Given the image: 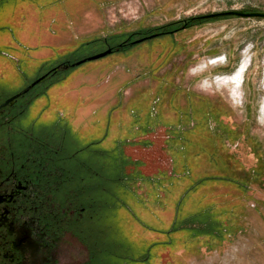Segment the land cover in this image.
<instances>
[{
	"label": "rangeland",
	"instance_id": "374dc122",
	"mask_svg": "<svg viewBox=\"0 0 264 264\" xmlns=\"http://www.w3.org/2000/svg\"><path fill=\"white\" fill-rule=\"evenodd\" d=\"M7 1L13 9L8 14L19 8L23 33L34 30L35 12L39 19L43 12L42 18L54 22L40 28L39 33L43 35L42 48L48 39L55 42V54L48 58L47 53L39 52L37 63L24 77L23 87L65 63L75 64L114 50L100 60L62 70L52 81L56 90L49 95L46 111H35L39 117L51 110L49 118L54 120L64 115L63 121L70 126L76 142L69 143V153L81 148V159L90 162L92 168H100L103 163V171H97L100 177L91 176L87 170V183L96 186L92 191L98 197V210L109 211L101 219L97 214V220H91L86 228L85 244L92 261L103 255V260L113 264L125 260L130 264H264V19L203 18L229 11L264 13V0ZM64 11L68 19L60 23ZM178 22L163 33L148 36L155 38L132 44L148 38L135 37L134 33ZM22 42L24 46L31 44L25 33ZM47 50L50 53L51 47ZM52 82L39 84L36 91L41 92ZM101 85L104 88H99ZM83 96L91 102H111L83 107ZM59 98L62 103L73 101V106L56 104ZM206 117L211 122L204 121ZM206 125L219 143H212ZM160 127L183 138L190 135L192 142L211 152L207 174L215 179L210 175L206 181L210 183L199 188L198 197L209 198L199 201L196 209L202 208L214 218L202 220L199 216L195 221L200 228L209 230V236L202 232L198 238L185 235L174 240L171 247L151 242L149 254L121 252L120 248L111 252V241L117 245L126 243L129 249L147 245V233L142 229V236L146 234L143 240L133 231L129 237L118 222L115 226L108 220L111 210L124 206L134 188L125 178L124 185L117 186L118 173L110 171L114 159L112 162V157L95 156L97 145L107 133L120 141L134 134L135 146L126 148L128 164L133 165L129 168L136 165L142 170L155 154L145 152L144 137ZM93 134L102 135L96 140L90 137ZM157 143L155 150L159 151L163 145L161 141ZM220 148L231 149L234 158L227 157ZM111 190L116 194L108 197ZM212 206L215 210L211 212ZM221 211L224 213L219 215ZM165 237L160 235L162 240Z\"/></svg>",
	"mask_w": 264,
	"mask_h": 264
},
{
	"label": "flooded vegetation",
	"instance_id": "af4514ba",
	"mask_svg": "<svg viewBox=\"0 0 264 264\" xmlns=\"http://www.w3.org/2000/svg\"><path fill=\"white\" fill-rule=\"evenodd\" d=\"M9 3L0 0V264H94L85 234L88 223L97 220L98 197L92 191L95 184L87 183L83 150L75 147L69 153V143L76 142L64 115L54 120L50 110L35 116V111H46L49 95L56 90L52 81L62 70L48 73L43 83H52L41 92L37 85L19 96L33 84L23 87L32 66L23 61L22 39L24 33L26 41L37 37L33 29L23 33L20 10L8 14L13 10ZM59 100L56 104L73 106L71 100ZM94 171L90 174L96 177ZM115 194L111 190L108 197ZM109 219L131 237L133 226L124 211L111 210Z\"/></svg>",
	"mask_w": 264,
	"mask_h": 264
},
{
	"label": "crops",
	"instance_id": "0c3cea01",
	"mask_svg": "<svg viewBox=\"0 0 264 264\" xmlns=\"http://www.w3.org/2000/svg\"><path fill=\"white\" fill-rule=\"evenodd\" d=\"M64 14L65 11L61 14L60 23L65 21L64 18L68 19ZM43 15L44 13L42 12L41 18ZM33 21H35V31L33 32L35 35L32 36L37 37L36 41L34 42V45H32V41H27L31 42V44L27 43V46L22 44L23 61H29V66L33 65L34 62L37 63V60L35 61V59L39 57L38 54L42 48V46H40V40L43 35H40L39 29L47 28V26L43 24L44 22L42 19H39V15L38 17L35 16ZM51 23L53 24L54 22L52 21ZM51 23H49V25H51ZM45 37H47V35H45ZM49 47H51L50 53L49 50H47ZM54 47V41L51 42L50 39H48L44 42L43 48H46L44 53H47L48 58L49 55L51 56L54 53ZM108 84L110 83L108 82ZM93 88L95 89L94 86ZM99 88L102 89L104 87L101 85ZM85 98L86 97L83 96L82 101L86 103L83 107H92V105L101 106L103 105L102 102L104 104H110L111 102L110 100H96L95 102H91V100ZM94 116L96 117V115ZM203 119L204 121L211 122V119L207 117ZM98 123L100 124L101 122ZM206 130V134L212 140V143H219L215 138L214 132L209 130L208 125H206ZM93 136L95 135L93 134L90 137ZM97 136L99 135L95 136L96 140L100 138ZM108 136L109 134L107 133V136L101 137L96 148L95 156H98L101 159L103 157H112L111 161L114 159V163H112L110 171L118 173L117 177H115L118 184L117 186L120 187L121 185H124L122 179L125 178L128 179L126 180V183H128L129 186L132 184L130 188L135 189H130L128 195V198L130 199L125 203L126 205L120 201V203L124 204L122 207L125 209L117 207L116 211H124L126 218L132 223L130 225L133 226L131 230L134 234L138 233L139 236L137 237L142 238V240L146 237V234L144 237L142 236V229H144V232L147 233V239H145V242L147 245L150 242L148 248L147 245H138L139 247L129 249L128 246L130 245H127L126 243H118L117 245L111 241L109 246H112L110 249L111 252L114 248H120L122 249L120 250L121 252L125 251L128 253L132 250L134 252L149 254V249L153 246H151V242L159 245L164 243V247H171V245L174 244L173 242H175L174 240L182 239L181 237L185 235H187L188 238H198V236L201 235L199 233L202 232L205 237L209 236V230L207 228H200L195 221L199 220V216H201L200 218L202 220L208 219L212 221V218H214L212 213L210 214L208 211L203 212L204 209L202 208L200 211L196 209V205L199 201H205V199L209 198V196H204L203 198L198 197V190L200 187L207 186L210 181H206L211 179L209 178L210 175V177L213 176L212 174H207V170L209 169L207 168V165L211 161L209 160L211 152L202 150L197 142H192L190 140V135L183 138L179 133H167L162 131L160 127V129H157L156 131L154 130L153 134H149L146 139L144 137L143 145L144 148H146L145 152H154L155 154L152 160L149 158L148 162L144 164L145 169L143 168L141 170L138 169V166L136 165L129 168L130 164H128L127 157L129 156V152L126 148L130 145L132 147L135 146L137 140L135 139L134 134H128L127 138L121 141L113 136ZM157 141H161L163 145L159 151L155 150L158 145ZM220 150L226 153L227 157H230V159L234 158L231 149L220 148ZM132 151H134V149L131 150V152ZM132 153L134 154V152ZM132 157H134V155H132ZM133 161L134 160H129V163L135 164ZM85 165L88 171H91V169L95 170V172L100 170L103 171V163H100V168L97 169L92 168L90 162H85ZM125 165L127 166L126 169L124 168ZM99 175L100 174L96 175V177ZM212 179H215V176H213ZM202 183L204 185H202ZM120 197L121 196H118V198ZM100 207L102 208V203H100ZM210 210L212 212L215 208L212 206V209ZM97 213L100 219L103 218V208L102 210H98ZM222 213L224 212L221 211L219 215ZM161 234L166 236L164 240L160 238ZM158 235L159 238L157 237ZM163 246L162 248H164ZM145 255L146 254H143V256ZM103 257V255L98 256L97 261H95L94 264H113L106 259H104V261ZM123 259L125 260L124 257ZM120 264L130 263L125 260Z\"/></svg>",
	"mask_w": 264,
	"mask_h": 264
},
{
	"label": "water",
	"instance_id": "95a60500",
	"mask_svg": "<svg viewBox=\"0 0 264 264\" xmlns=\"http://www.w3.org/2000/svg\"><path fill=\"white\" fill-rule=\"evenodd\" d=\"M225 16H236V17H240V18H258V19H264V13H260V12H250V13H247V12H244V11H229V12H226V13L211 14V15L205 16L203 18L204 19H214V18L225 17ZM152 38H155V36L134 41L132 44H139V43H142V42H144V41H146L148 39H152ZM113 52H114L113 49H109V50L105 51L104 53L98 54V55H96V56H94L92 58H89V59H85V60L79 61V62H77L75 64H72V65L66 64V65L60 66V67L54 69L53 73H58L61 70H68L70 67L80 66V65H82L84 63H87V62H92V61L100 60L102 58H105L106 56L111 55ZM50 74L45 75V76L41 77L40 79H38L37 81H35L28 88V90H26L24 93L20 94L19 96L24 95L25 93H27L28 91H30L31 89H33L35 86L43 83L46 80V78L50 76Z\"/></svg>",
	"mask_w": 264,
	"mask_h": 264
},
{
	"label": "trees",
	"instance_id": "16d2710c",
	"mask_svg": "<svg viewBox=\"0 0 264 264\" xmlns=\"http://www.w3.org/2000/svg\"><path fill=\"white\" fill-rule=\"evenodd\" d=\"M177 24H179V22L178 23H174V24H172V25H169V26H167V27H164L163 29H161V28H159V29H155V30H149V31H144V32H139V33H134V35H135V37L137 36V37H140V38H145V37H148V36H151V35H154V34H158L159 32H164V31H166L169 27H173V26H177ZM177 31H179L178 29H177ZM176 32V31H175ZM126 42H127V40H126ZM125 42V43H126ZM129 43H127V45H128ZM217 179V178H216ZM219 179H221V178H219ZM219 179H217V180H219ZM241 188H243V187H241ZM245 188V187H244Z\"/></svg>",
	"mask_w": 264,
	"mask_h": 264
}]
</instances>
